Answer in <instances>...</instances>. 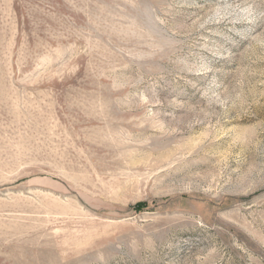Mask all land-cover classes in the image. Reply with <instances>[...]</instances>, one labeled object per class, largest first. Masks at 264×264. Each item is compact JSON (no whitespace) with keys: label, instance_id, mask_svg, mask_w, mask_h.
Segmentation results:
<instances>
[{"label":"rangeland","instance_id":"1","mask_svg":"<svg viewBox=\"0 0 264 264\" xmlns=\"http://www.w3.org/2000/svg\"><path fill=\"white\" fill-rule=\"evenodd\" d=\"M0 264H264V0H0Z\"/></svg>","mask_w":264,"mask_h":264}]
</instances>
